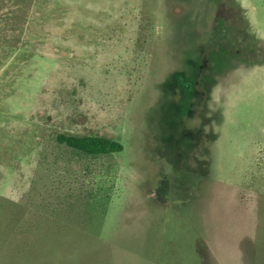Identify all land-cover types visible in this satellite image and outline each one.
Here are the masks:
<instances>
[{
  "label": "rangeland",
  "instance_id": "374dc122",
  "mask_svg": "<svg viewBox=\"0 0 264 264\" xmlns=\"http://www.w3.org/2000/svg\"><path fill=\"white\" fill-rule=\"evenodd\" d=\"M0 264H264V0H0Z\"/></svg>",
  "mask_w": 264,
  "mask_h": 264
},
{
  "label": "trees",
  "instance_id": "16d2710c",
  "mask_svg": "<svg viewBox=\"0 0 264 264\" xmlns=\"http://www.w3.org/2000/svg\"><path fill=\"white\" fill-rule=\"evenodd\" d=\"M58 142L77 152L95 156L121 153L124 149L120 142L96 136L61 135Z\"/></svg>",
  "mask_w": 264,
  "mask_h": 264
}]
</instances>
